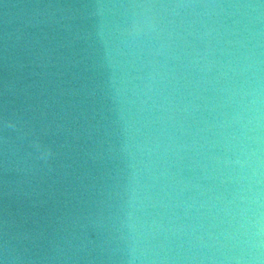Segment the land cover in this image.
I'll return each mask as SVG.
<instances>
[{
  "label": "water",
  "instance_id": "water-1",
  "mask_svg": "<svg viewBox=\"0 0 264 264\" xmlns=\"http://www.w3.org/2000/svg\"><path fill=\"white\" fill-rule=\"evenodd\" d=\"M0 264H264V0H0Z\"/></svg>",
  "mask_w": 264,
  "mask_h": 264
}]
</instances>
